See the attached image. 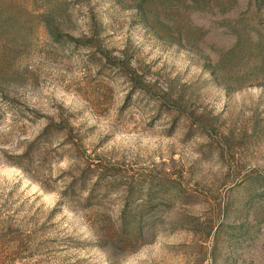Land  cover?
<instances>
[{
  "label": "rangeland",
  "instance_id": "374dc122",
  "mask_svg": "<svg viewBox=\"0 0 264 264\" xmlns=\"http://www.w3.org/2000/svg\"><path fill=\"white\" fill-rule=\"evenodd\" d=\"M6 196L22 264H264V0H0Z\"/></svg>",
  "mask_w": 264,
  "mask_h": 264
},
{
  "label": "trees",
  "instance_id": "16d2710c",
  "mask_svg": "<svg viewBox=\"0 0 264 264\" xmlns=\"http://www.w3.org/2000/svg\"><path fill=\"white\" fill-rule=\"evenodd\" d=\"M45 29L49 34V37L52 38L54 36V30L49 24H46ZM103 59L108 60L106 57H103ZM113 65L115 69L121 70L124 75L131 79L134 83V79L137 77L136 71L129 63H126L125 65L124 70L126 72H124L122 68L118 67L117 64ZM134 89L144 93L146 88L140 86L137 88L134 87ZM48 130L49 126H46L43 129L41 136L46 135ZM79 187L85 188V186L81 183H79ZM8 204L9 199L6 196L5 200L2 201V204H0V240L3 242V248L7 249L9 255L11 256L12 260H10V264H22L25 259L24 256L26 255L27 249L29 248L31 235L21 224H16L14 216H10L8 214ZM145 225L146 223L142 218H130L127 214V210L124 209L120 212V216L116 224L115 237L119 239V242L123 241V243L126 244L132 235H137L139 237L142 236Z\"/></svg>",
  "mask_w": 264,
  "mask_h": 264
}]
</instances>
